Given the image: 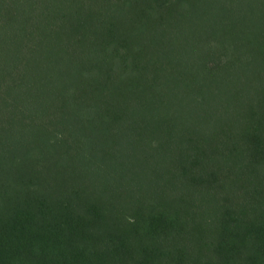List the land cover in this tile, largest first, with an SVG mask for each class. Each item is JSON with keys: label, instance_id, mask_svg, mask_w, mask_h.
Wrapping results in <instances>:
<instances>
[{"label": "trees", "instance_id": "1", "mask_svg": "<svg viewBox=\"0 0 264 264\" xmlns=\"http://www.w3.org/2000/svg\"><path fill=\"white\" fill-rule=\"evenodd\" d=\"M0 264H264V0H0Z\"/></svg>", "mask_w": 264, "mask_h": 264}]
</instances>
